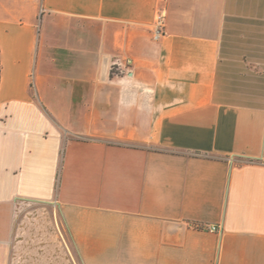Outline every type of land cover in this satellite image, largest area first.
<instances>
[{"label":"crops","instance_id":"0c3cea01","mask_svg":"<svg viewBox=\"0 0 264 264\" xmlns=\"http://www.w3.org/2000/svg\"><path fill=\"white\" fill-rule=\"evenodd\" d=\"M3 35L0 264H264V0H0Z\"/></svg>","mask_w":264,"mask_h":264},{"label":"rangeland","instance_id":"374dc122","mask_svg":"<svg viewBox=\"0 0 264 264\" xmlns=\"http://www.w3.org/2000/svg\"><path fill=\"white\" fill-rule=\"evenodd\" d=\"M2 39L0 40V47L1 50L3 52L2 54V62H5V65H8V38L3 35L1 37ZM5 53V54H4ZM4 67V64H3ZM0 83H1V78H0ZM49 242V243H48ZM45 241L43 243V248L42 247V243H35L34 245L31 244L29 245V252L27 250V252L23 251L24 248L18 247V249L16 248V251H19L20 253L24 254L23 258H19L17 260H13L12 264H72V261H69L67 259H63V258H56L55 257V252H54V245L52 244L51 241ZM42 249L41 251L44 252H40L37 249Z\"/></svg>","mask_w":264,"mask_h":264},{"label":"built area","instance_id":"2783aa9c","mask_svg":"<svg viewBox=\"0 0 264 264\" xmlns=\"http://www.w3.org/2000/svg\"><path fill=\"white\" fill-rule=\"evenodd\" d=\"M164 28H165V14L162 12L158 15L154 25V37L156 39L164 35L165 33ZM203 228L211 232H218L221 230L220 226L213 224H205Z\"/></svg>","mask_w":264,"mask_h":264},{"label":"trees","instance_id":"16d2710c","mask_svg":"<svg viewBox=\"0 0 264 264\" xmlns=\"http://www.w3.org/2000/svg\"><path fill=\"white\" fill-rule=\"evenodd\" d=\"M1 72H2V50L0 47V75H1Z\"/></svg>","mask_w":264,"mask_h":264}]
</instances>
